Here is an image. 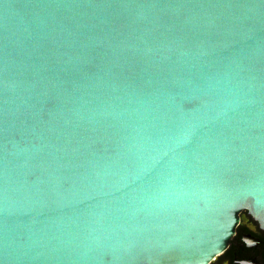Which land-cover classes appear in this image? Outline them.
<instances>
[{
    "label": "water",
    "instance_id": "obj_1",
    "mask_svg": "<svg viewBox=\"0 0 264 264\" xmlns=\"http://www.w3.org/2000/svg\"><path fill=\"white\" fill-rule=\"evenodd\" d=\"M242 211L264 0H0V264H208Z\"/></svg>",
    "mask_w": 264,
    "mask_h": 264
},
{
    "label": "flooded vegetation",
    "instance_id": "obj_2",
    "mask_svg": "<svg viewBox=\"0 0 264 264\" xmlns=\"http://www.w3.org/2000/svg\"><path fill=\"white\" fill-rule=\"evenodd\" d=\"M241 214L228 246L208 264H264V229L247 211Z\"/></svg>",
    "mask_w": 264,
    "mask_h": 264
}]
</instances>
